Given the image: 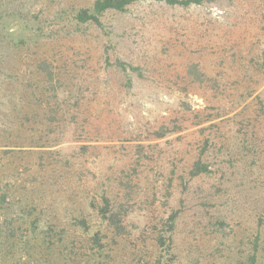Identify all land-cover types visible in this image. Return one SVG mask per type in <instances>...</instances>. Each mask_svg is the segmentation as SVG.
Returning a JSON list of instances; mask_svg holds the SVG:
<instances>
[{
	"label": "rangeland",
	"instance_id": "374dc122",
	"mask_svg": "<svg viewBox=\"0 0 264 264\" xmlns=\"http://www.w3.org/2000/svg\"><path fill=\"white\" fill-rule=\"evenodd\" d=\"M96 1L0 0V264H264V0Z\"/></svg>",
	"mask_w": 264,
	"mask_h": 264
},
{
	"label": "trees",
	"instance_id": "16d2710c",
	"mask_svg": "<svg viewBox=\"0 0 264 264\" xmlns=\"http://www.w3.org/2000/svg\"><path fill=\"white\" fill-rule=\"evenodd\" d=\"M132 0H97L93 7V12L88 14L86 11L81 12L78 18L81 22H98V15L107 10H122L126 5L130 4ZM170 3L189 5L191 3L201 4L204 0H188V1H175L167 0Z\"/></svg>",
	"mask_w": 264,
	"mask_h": 264
}]
</instances>
